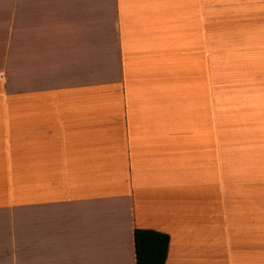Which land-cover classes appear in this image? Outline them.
<instances>
[{
	"label": "crops",
	"instance_id": "obj_1",
	"mask_svg": "<svg viewBox=\"0 0 264 264\" xmlns=\"http://www.w3.org/2000/svg\"><path fill=\"white\" fill-rule=\"evenodd\" d=\"M264 264V0H0V264Z\"/></svg>",
	"mask_w": 264,
	"mask_h": 264
},
{
	"label": "trees",
	"instance_id": "obj_2",
	"mask_svg": "<svg viewBox=\"0 0 264 264\" xmlns=\"http://www.w3.org/2000/svg\"><path fill=\"white\" fill-rule=\"evenodd\" d=\"M133 237L136 264H165L169 242L166 234L136 229Z\"/></svg>",
	"mask_w": 264,
	"mask_h": 264
}]
</instances>
